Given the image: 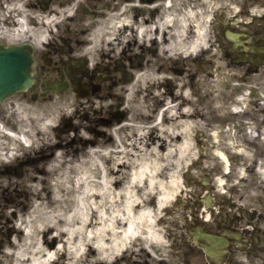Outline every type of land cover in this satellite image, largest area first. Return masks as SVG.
Wrapping results in <instances>:
<instances>
[{"label": "flooded vegetation", "instance_id": "af4514ba", "mask_svg": "<svg viewBox=\"0 0 264 264\" xmlns=\"http://www.w3.org/2000/svg\"><path fill=\"white\" fill-rule=\"evenodd\" d=\"M7 18L24 21L29 31L6 37L1 28ZM192 18L211 21V34L233 60L241 50L259 60L256 54L264 47V0H0V42L34 46L36 81L28 92L17 95L20 99L45 105L75 92L120 100L125 75L160 59L156 36L167 45L170 36ZM135 27L143 29L144 37L153 42L150 46L146 40L121 41L128 33L135 35ZM230 29L243 34L239 49H233L226 38ZM246 66L259 71L251 63ZM261 147L256 140V158ZM257 168L256 162L251 192L240 193L236 187L225 195L195 193V202L191 197L183 205L190 206V214L165 216L162 246L141 241L137 250L124 252L115 264H264V186L256 184ZM209 194L211 205L202 208ZM181 221L184 226L174 224Z\"/></svg>", "mask_w": 264, "mask_h": 264}, {"label": "bare ground", "instance_id": "6f19581e", "mask_svg": "<svg viewBox=\"0 0 264 264\" xmlns=\"http://www.w3.org/2000/svg\"><path fill=\"white\" fill-rule=\"evenodd\" d=\"M203 38L201 34L192 37L182 56L186 58L199 50ZM175 40L180 42L178 37ZM139 77L144 79L145 103L151 87L173 80L169 73L165 76L159 73L153 80H147L145 70ZM199 88L207 98L217 93L210 85L200 84ZM193 94L194 86L176 84V91L170 93L172 100L164 103L155 116L141 103L128 121L115 128L117 132L126 131L123 146L114 140L112 130L105 143L81 150L86 151L76 162L56 158L55 162L63 168L58 173L54 195L33 193L37 201L23 230L20 225H14L24 236L11 240V247L4 252L13 260H0V264H51L60 253L66 264H108L121 250L138 245L141 234L161 242V226L167 214L164 211L180 198L181 175L196 156L193 142L199 133L204 135L207 122L216 119L210 110L193 108ZM164 95L162 90L153 93L158 99ZM214 107L219 112L218 121H226L222 106ZM48 121H54V117L49 115ZM211 137L213 145L218 147L219 133ZM24 142H32V135H25ZM217 155L227 162L224 154ZM36 184H33L35 189ZM46 233L49 239L58 241L56 248L51 249L44 242ZM40 235L33 248L25 247Z\"/></svg>", "mask_w": 264, "mask_h": 264}, {"label": "rangeland", "instance_id": "374dc122", "mask_svg": "<svg viewBox=\"0 0 264 264\" xmlns=\"http://www.w3.org/2000/svg\"><path fill=\"white\" fill-rule=\"evenodd\" d=\"M220 57L221 56L219 54L216 58L213 59L214 66L213 68H209V70L206 69V71L198 72L195 70V68H193V71H192L193 80L192 81H189L188 78H183L181 83H178V84L174 83V85L176 84L181 85L182 83H187L189 85V88L194 86V94L192 95V99L194 100L193 108L199 109V110L203 108L205 111L210 110L213 113V115L216 117V119L207 122L208 127L204 135L202 133H199L197 137L195 138V141L193 142L196 147L195 148L196 156L192 161L188 163V166L186 167V169H184L185 174L183 176L181 175V179H180V182L182 185V191L179 193V195H181L180 198H182V200L184 201L179 202L177 205L178 206L177 208L176 206H173V212L174 214H177L178 216L190 214V211L191 212L193 211L190 208V206L185 208L183 205L185 203H188L191 197L194 199V202H195L196 198H195V192L193 190L196 187H202L201 184L204 179L210 180V185L215 184V183L217 184L219 181H223V182L225 181L226 187H230V188L239 187L240 193H245L247 191V188L243 186L244 184L243 181L244 182H247L249 180L253 181V176L250 174V169H252L251 166L254 163L253 162L251 164L255 151L252 148V146L247 145L251 142V138H250L251 133L248 132L249 130L248 128L249 126L255 127L256 123L258 122L257 120H260L263 122L261 127L264 132V103L260 102L259 107L254 108V106L252 107V103L250 102V100H254L256 96L264 97V87H261V88L256 87L255 89L254 87L250 86V84H247L246 82L251 81L254 84V82L256 83L257 81H262L264 83V74L259 75V76H247L245 69H242L239 67H236V68L231 67L230 62L226 59V57L224 58L225 60L223 61H221ZM156 76H157L156 73L148 72L147 80H153ZM143 80L144 79L142 77L140 78L138 77L137 80L132 85L129 86V90H130L129 93L125 95L126 102L122 109L123 110L127 109L128 119L132 116V112L134 111V109L141 106V103H143L151 111L153 116H155L158 113V110L163 108L162 102L165 101V103H167L168 101L172 100V98L169 97V93L168 95L165 94L164 96H162V99L153 97V93L156 91L162 90V92L164 93L166 92L165 88L160 89V87L154 86V88L152 87L150 88V90L152 91H151V94H148L146 98V103H145L144 102L145 98H142V95L144 94L142 92ZM218 83H220L219 88L218 86L215 87V85H217ZM200 84H204L206 86L210 85V89L216 90L217 93H215L213 96L209 98H207V96H203V92L199 88ZM174 85H172L171 87V92L173 91V93L176 91V86ZM250 89L253 90L251 97L250 95L245 94V92L250 91ZM205 90H207V88H205ZM217 95H218V100L216 98ZM241 95L246 96V99L244 100V102H242L243 105H240L239 108L249 111V109H251L252 107L253 110H256L255 113L258 112L256 115H254L251 111L252 117L254 119H251V117L247 114H244V112L240 113L239 117H237V115L235 116V114H231V111H232L231 108L234 106H237L236 102L238 100V96H241ZM181 101L182 99H180L179 102H177L176 104H179ZM79 104H80L79 102H76V100L70 99V98L69 99L63 98L59 101H56L55 103H49L48 106L45 108V111L47 114L52 115V117H54V121L48 122L47 120L48 123L46 122L47 126H45L46 128L44 129L46 130L47 134H45V131H43V134H45V136L47 135L49 138L50 136L53 137L52 135L54 133L53 130L58 124V122L60 121V118L63 117L64 115L66 116L72 115L74 110L78 111L77 107L79 106ZM92 104H93L92 107L90 105L88 106L87 108L88 111L89 110L92 111V108H93L94 111L95 110L98 111V113L95 112V114L97 116H100L101 115L100 112L103 106L102 101L100 99H95V100H92ZM215 105L222 106V113H224L227 116L226 121L224 122L218 121L219 117L217 116V114L219 112L215 109L214 107ZM34 106L35 105H32V107L29 109V112L31 113V115H35L36 113H38L36 109L34 108ZM178 108H182V106L179 105ZM11 111L14 112V110H11ZM15 112L18 114L19 112L18 109ZM26 113L27 112L23 111L22 114H19V115L23 117V115ZM26 115H27L28 124L29 125L32 124V126L34 127L33 122L29 120L31 116L29 114H26ZM125 120L126 118L122 122H125ZM139 123H142V121H139ZM80 124L82 125L81 122ZM104 130L109 132L110 128H106ZM125 132L126 131L117 132L116 130L114 132L115 141L118 140L117 136L125 135ZM214 133H219L220 145L218 147L213 145V142L211 139L212 138L211 136ZM85 134L88 137H90L88 133H85ZM34 138H37L36 139L37 146H43L49 143V141L47 140H44L42 142L39 141L40 139H43V138H40V136L38 135H36ZM91 138L95 139L96 136H92ZM8 140L10 141V139ZM97 140H98L97 142H100L101 144L103 141H105V138L103 136H100L98 137ZM74 148L83 149L84 146L83 145H77V146L73 145L69 148V150H72ZM69 150H66V151L69 152ZM222 150L226 151L229 155L237 159L235 161L233 160V157H231V160H230L231 166H229L230 173L227 175H224V174H226L225 170L228 171V168H226L225 170L223 169L224 166H223L222 160L217 155L218 152L222 153ZM58 152L59 151H57V153ZM57 153L55 154V157ZM77 154L75 156L73 155L69 156L70 155L69 154L68 155L69 157H68L67 154L65 153L63 157L60 159V161L72 159V162H76V160L79 159L82 153L78 154V156ZM263 155H264V152H263ZM76 157L77 159H73ZM259 159L261 163L264 164V156L260 157ZM53 160L54 159H52V163H53ZM61 171H59L58 173H60ZM207 175H209V177H207ZM57 178L58 176H55L53 179L49 178L46 184H40V185L36 184L37 189H35L34 188L35 185L31 186L33 183L29 185L27 182L22 181V184H20L19 186H13L15 183V180L7 181L6 179H3L2 177H0V193L4 192L8 196L12 197L13 191L14 192L20 191L21 198L19 199V201H21V199H25L24 188L27 185H29L28 191L30 195L28 194V192L27 194L29 195V198H30L28 202L30 206V209H29V212H30L33 204L35 203V201H37L36 197L37 195H40V192L44 196H47L48 192H50L49 195H54V192L56 191L55 184L57 182ZM239 181H242L241 184H239ZM36 192H37V195L36 197L33 198L32 193H36ZM186 192H187L186 198L184 199ZM178 209H179V212L176 211ZM23 214L19 215L21 219H23L22 218ZM9 217L11 218V215H9ZM174 224L178 226H184L183 221L174 223ZM41 236L42 235L30 241L26 245V248L28 249L33 248L35 242H37L36 240L38 238H41ZM48 239H49V235H48ZM1 255L3 254H1L0 252V256ZM2 259L6 260L5 258H2ZM56 260H57L56 263L58 264H65L63 256L57 255Z\"/></svg>", "mask_w": 264, "mask_h": 264}, {"label": "water", "instance_id": "95a60500", "mask_svg": "<svg viewBox=\"0 0 264 264\" xmlns=\"http://www.w3.org/2000/svg\"><path fill=\"white\" fill-rule=\"evenodd\" d=\"M0 102L7 96L29 86L33 78L29 53L20 50L0 51Z\"/></svg>", "mask_w": 264, "mask_h": 264}]
</instances>
